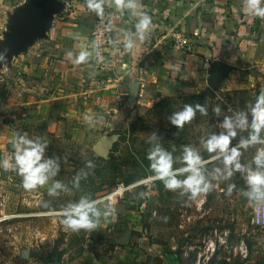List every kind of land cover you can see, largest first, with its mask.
Returning a JSON list of instances; mask_svg holds the SVG:
<instances>
[{
    "label": "rangeland",
    "instance_id": "rangeland-1",
    "mask_svg": "<svg viewBox=\"0 0 264 264\" xmlns=\"http://www.w3.org/2000/svg\"><path fill=\"white\" fill-rule=\"evenodd\" d=\"M217 2L210 0L213 5ZM222 2L228 9L245 4V0ZM249 19V29L254 30L250 40L257 44L261 58L259 65L249 64L247 75L254 79L242 88L150 100L116 122H101L90 130V137L88 132L63 135L61 128L45 151L60 160V171L45 186L25 190L16 172L0 169V264H195L198 254L213 259L207 264H264V227L253 218L254 206L264 201H250L241 194L245 184L239 173L229 181H213L211 191L193 199L165 189L147 160V140L156 132L165 149H175L174 157L190 145L211 161L206 165L209 170L218 166L200 144L202 137L221 131L223 117H215L212 110L220 107L223 114L241 110L264 90V19L250 14ZM197 103L208 108V115L197 113L183 129L171 125L168 117L175 110ZM241 135L247 133H239L233 145ZM12 152L9 143L3 144L0 159H11ZM254 152L255 147L243 151L242 161H251ZM87 161L94 169L85 167ZM82 169L88 174L79 189L73 188L72 181ZM53 180L62 181L69 190L50 197L47 188ZM232 182L236 188L227 194ZM117 184L135 185L118 198L108 217H100L96 229L73 233L62 224L61 209L67 203L81 196L95 201ZM96 204L108 208L104 202ZM223 230L228 232L226 244L215 243L211 255L209 244Z\"/></svg>",
    "mask_w": 264,
    "mask_h": 264
},
{
    "label": "crops",
    "instance_id": "crops-1",
    "mask_svg": "<svg viewBox=\"0 0 264 264\" xmlns=\"http://www.w3.org/2000/svg\"><path fill=\"white\" fill-rule=\"evenodd\" d=\"M38 1L0 0V147L23 131L48 141L47 151L61 128L63 135L90 137L101 122H116L150 100L242 88L254 79L249 64L260 63L247 0L231 9L222 0H136L135 13L104 0L105 11L117 15L111 38L124 52L116 51L112 68L104 69L90 58L74 62L91 47L97 15L87 0H55L42 18H31ZM141 13L151 16L150 29L125 51L124 33L135 31ZM175 33L191 51L172 45ZM89 116L95 118L91 125Z\"/></svg>",
    "mask_w": 264,
    "mask_h": 264
},
{
    "label": "clouds",
    "instance_id": "clouds-1",
    "mask_svg": "<svg viewBox=\"0 0 264 264\" xmlns=\"http://www.w3.org/2000/svg\"><path fill=\"white\" fill-rule=\"evenodd\" d=\"M116 7L121 10L136 12V0H115ZM247 8L250 15L264 19V0H247ZM87 9L97 16H103L104 0H87ZM152 18L147 13H141L135 24V31H126L123 38V48L131 51L135 46V37L143 40L151 26ZM4 54L0 52V57ZM71 56V53H69ZM91 55L90 51H80L74 62L77 64L87 62ZM99 52L96 56L99 57ZM0 62H3L0 60ZM215 117H223L219 120L220 132L209 133L202 137L200 144L203 149L212 155V160L218 161V166L208 169L206 165L211 161L202 158L200 150L196 147L185 145L181 155L174 157L173 151L162 146L161 138L156 132L148 137L150 148L147 152L149 169L155 178L163 183L165 189L177 192L181 196L187 195L196 198L212 190L213 181H229L239 173L244 181L245 188L241 194L250 201H264V90H261L253 101L243 109L230 111L223 114L220 107L212 110ZM199 113L208 115V108L204 104H185L180 110H175L168 120L177 129L191 122ZM100 118V117H97ZM94 117L86 118L91 125ZM241 135L237 144L233 145L239 133ZM8 143L14 153L11 159H0V169L7 172L14 171L21 177L22 186L25 190H33L48 184L60 171V160L57 157L45 155L48 141L33 138L26 132L16 131ZM261 145V147H256ZM255 147L251 161L243 162L242 153L249 148ZM179 163L181 166L174 167ZM85 167L94 169L92 161H87ZM87 172L83 169L74 177L73 188L79 189L80 180L86 178ZM236 188L234 182L228 183L226 192L231 194ZM68 186L60 180H53L48 186L47 193L50 197L59 192L68 191ZM143 197L144 193H140ZM48 202H45L47 206ZM111 207L101 209L89 196H81L75 202H69L61 209L62 224L71 232L80 230L92 231L97 228L100 217H108ZM166 219V218H165Z\"/></svg>",
    "mask_w": 264,
    "mask_h": 264
},
{
    "label": "built area",
    "instance_id": "built-area-1",
    "mask_svg": "<svg viewBox=\"0 0 264 264\" xmlns=\"http://www.w3.org/2000/svg\"><path fill=\"white\" fill-rule=\"evenodd\" d=\"M117 15L110 11H104L103 16H97L94 24L92 25L90 31V59L95 63V66L100 69L112 68L113 62L116 60V51L123 54V49L120 46H117L116 42L112 40L111 33L113 26L115 24ZM172 45L182 51L189 52L192 50L191 44L187 41L182 34L175 33L172 34ZM117 49V50H116ZM99 52V57L96 56V53ZM210 63L207 60L203 61V67L208 68ZM135 184H117L111 190L106 192L102 197L95 200V202H104L106 206L112 207L118 200L121 198L125 191L132 188ZM253 218L256 221V224L264 227V203H258L254 206ZM228 232L227 230L220 231L214 241H211L209 246L210 253L214 252L215 243L217 246L226 244ZM239 249H242V243L239 246ZM210 257H205L201 259V255L198 254L196 257L195 264H207L210 262Z\"/></svg>",
    "mask_w": 264,
    "mask_h": 264
},
{
    "label": "water",
    "instance_id": "water-1",
    "mask_svg": "<svg viewBox=\"0 0 264 264\" xmlns=\"http://www.w3.org/2000/svg\"><path fill=\"white\" fill-rule=\"evenodd\" d=\"M55 4V0H39L38 4L36 6V10L34 13H32L31 18H35V17H43L45 14V11L47 9V7L54 5ZM97 149L99 150H104L105 147L101 146V149L99 148L98 145L95 146Z\"/></svg>",
    "mask_w": 264,
    "mask_h": 264
},
{
    "label": "trees",
    "instance_id": "trees-1",
    "mask_svg": "<svg viewBox=\"0 0 264 264\" xmlns=\"http://www.w3.org/2000/svg\"><path fill=\"white\" fill-rule=\"evenodd\" d=\"M213 259L211 258V263H212Z\"/></svg>",
    "mask_w": 264,
    "mask_h": 264
}]
</instances>
